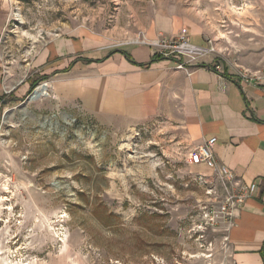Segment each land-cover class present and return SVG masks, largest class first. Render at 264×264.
I'll return each mask as SVG.
<instances>
[{
	"label": "rangeland",
	"instance_id": "374dc122",
	"mask_svg": "<svg viewBox=\"0 0 264 264\" xmlns=\"http://www.w3.org/2000/svg\"><path fill=\"white\" fill-rule=\"evenodd\" d=\"M5 1L3 62L29 78L21 97L15 88L0 96V264H226L222 206L233 210L241 192L231 188L227 202L221 186L190 173L192 146L176 111L107 125L62 94L65 80L98 68L87 57L133 44L177 67L226 65L261 76L264 0ZM183 30L202 52H174ZM61 38L83 49L52 76L33 73L39 49ZM163 39L171 48L151 45ZM33 82L47 86L44 98L28 100ZM209 209L216 224L206 219Z\"/></svg>",
	"mask_w": 264,
	"mask_h": 264
},
{
	"label": "crops",
	"instance_id": "0c3cea01",
	"mask_svg": "<svg viewBox=\"0 0 264 264\" xmlns=\"http://www.w3.org/2000/svg\"><path fill=\"white\" fill-rule=\"evenodd\" d=\"M10 18L7 1L0 0V96L15 88L14 95L21 97L28 91L26 70L16 77L17 65L3 62ZM49 43L34 57L37 71L33 73L52 76L58 72V64L64 68L73 62L65 56L83 49L70 38ZM93 57L87 60L99 63L97 69L83 72L76 81H64L65 100L79 101L85 112L107 125L145 123L159 114L171 116L173 109L192 150L216 138L212 148L216 162L227 167L242 185H258L228 225L226 264H264V78L258 81L251 75L244 81L240 72L233 74L228 69L225 77L223 69L218 73L216 66L211 69L208 64L179 69L175 61L166 58L140 67L153 57L152 49L144 44ZM188 169L197 176L195 171L206 167L188 165Z\"/></svg>",
	"mask_w": 264,
	"mask_h": 264
},
{
	"label": "built area",
	"instance_id": "2783aa9c",
	"mask_svg": "<svg viewBox=\"0 0 264 264\" xmlns=\"http://www.w3.org/2000/svg\"><path fill=\"white\" fill-rule=\"evenodd\" d=\"M186 30H183L179 40L177 41L178 45L177 46H173V48L175 49L174 52L178 53V54H183L181 51L184 52V54H192V53H200L202 52V49L195 47L191 44L188 43L187 38H186ZM162 43H158V42H153L151 43L152 46L155 47H161L163 49H167V48H171V45L168 44L167 42H165V40L163 39L161 41ZM182 46H185L184 48L181 49ZM194 49V50H192ZM198 50V51H196ZM200 50V51H199ZM179 69H184L183 65H178ZM216 71L218 73L221 72V70L219 69V67H216ZM240 75L241 77L244 79V81H248L249 78L251 77V75L249 73H246V71H240ZM255 80H261L264 78V73L261 76H256L253 75L252 76ZM216 143V138H212L209 139L208 141H205L204 143L200 144L199 146L195 147L188 155L187 157V164L188 165H204L207 168H210L212 170L215 171V174L208 179L207 177H202L200 175L195 176L196 179L203 183V184H209L210 186L216 185V186H221L223 189H221L220 191H222V194L226 195V201L228 202L231 197L229 196L230 193L233 191V189L231 190V188H235L238 187V189L240 190V196L238 198V204L236 205V207L233 210H230V208H228V206L226 205V203L223 204L222 206V214H224V219L228 218V225L232 219V217L234 216V212L237 210L238 206H240V204H242L246 198L250 197L253 195V193L257 190L258 185L257 183L253 182L252 184H250L249 186H245L242 185L239 181H237L235 179V176L233 175V173L225 166L223 165H219L212 153V148ZM207 180H209V182H207ZM211 192V188L209 189V193ZM216 212V211H215ZM214 210L209 209L206 213V219L209 222H212V224H216L219 221V216L217 215V213H215ZM225 221V220H223ZM228 232V226L226 229ZM226 241L228 243V236L226 233Z\"/></svg>",
	"mask_w": 264,
	"mask_h": 264
},
{
	"label": "trees",
	"instance_id": "16d2710c",
	"mask_svg": "<svg viewBox=\"0 0 264 264\" xmlns=\"http://www.w3.org/2000/svg\"><path fill=\"white\" fill-rule=\"evenodd\" d=\"M127 56V59H130V57L128 55ZM163 57L160 56V55H154L147 63L145 64H142V65H139L140 67H149L152 63L156 62V61H159L161 60ZM210 66V65H209ZM211 69L214 68L213 66H210ZM226 71H227V67L226 65L223 66V72L221 74H223V76L227 77L226 75ZM46 78V77H45ZM31 91L36 87V82H33L31 83ZM30 91V92H31ZM2 98H0V103L2 102ZM1 105V104H0Z\"/></svg>",
	"mask_w": 264,
	"mask_h": 264
},
{
	"label": "bare ground",
	"instance_id": "6f19581e",
	"mask_svg": "<svg viewBox=\"0 0 264 264\" xmlns=\"http://www.w3.org/2000/svg\"><path fill=\"white\" fill-rule=\"evenodd\" d=\"M185 46H182V48H184ZM194 50V49H192ZM195 51V50H194ZM198 51V50H196ZM200 51V50H199ZM47 95V89L45 85H41L40 87L37 88L36 92L34 93V95L31 97L30 101H35L38 100L40 98H44ZM127 145V144H126Z\"/></svg>",
	"mask_w": 264,
	"mask_h": 264
},
{
	"label": "water",
	"instance_id": "95a60500",
	"mask_svg": "<svg viewBox=\"0 0 264 264\" xmlns=\"http://www.w3.org/2000/svg\"><path fill=\"white\" fill-rule=\"evenodd\" d=\"M37 88H35L31 93L30 95L28 96V100L31 99V97L34 95V93L36 92Z\"/></svg>",
	"mask_w": 264,
	"mask_h": 264
}]
</instances>
